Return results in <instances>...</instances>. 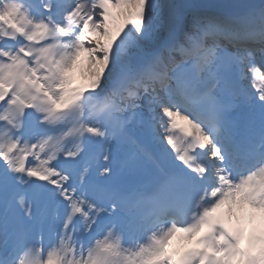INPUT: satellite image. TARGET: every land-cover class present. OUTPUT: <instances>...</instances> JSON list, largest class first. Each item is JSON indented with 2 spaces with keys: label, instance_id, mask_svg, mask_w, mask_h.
<instances>
[{
  "label": "snow or ice",
  "instance_id": "6c2138e0",
  "mask_svg": "<svg viewBox=\"0 0 264 264\" xmlns=\"http://www.w3.org/2000/svg\"><path fill=\"white\" fill-rule=\"evenodd\" d=\"M0 264H264V0H0Z\"/></svg>",
  "mask_w": 264,
  "mask_h": 264
},
{
  "label": "rangeland",
  "instance_id": "374dc122",
  "mask_svg": "<svg viewBox=\"0 0 264 264\" xmlns=\"http://www.w3.org/2000/svg\"><path fill=\"white\" fill-rule=\"evenodd\" d=\"M86 68H87V61H86V59L82 58L81 65L78 66L77 71H76V73H78L81 77V83L80 84L87 83Z\"/></svg>",
  "mask_w": 264,
  "mask_h": 264
}]
</instances>
